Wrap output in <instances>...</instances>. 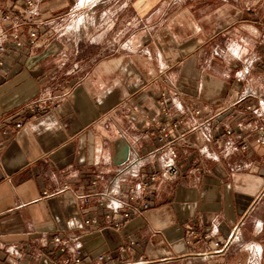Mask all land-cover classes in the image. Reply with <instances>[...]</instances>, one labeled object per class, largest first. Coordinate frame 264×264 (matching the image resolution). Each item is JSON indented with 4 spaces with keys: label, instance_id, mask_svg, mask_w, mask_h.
<instances>
[{
    "label": "crops",
    "instance_id": "1",
    "mask_svg": "<svg viewBox=\"0 0 264 264\" xmlns=\"http://www.w3.org/2000/svg\"><path fill=\"white\" fill-rule=\"evenodd\" d=\"M36 1L30 27L44 41L0 53V264H72L70 250L54 249L56 234L80 237L85 264L202 260L195 256L243 264L234 247V257H204L237 227L241 248L264 250V146L256 142L264 129L261 0H122L121 10H137L138 29L121 38L138 33L143 50L117 60L99 52L108 60L85 69L73 66L65 31L79 0ZM7 5L23 11L25 0ZM130 21L123 15L122 26ZM164 92L184 138L179 176L160 180L151 209L119 228L85 233L87 219L103 218L81 195L92 180L101 189L115 176L120 139L129 157L154 152ZM250 103L261 117L246 111ZM34 105L44 111L31 113ZM149 163L162 168L158 158Z\"/></svg>",
    "mask_w": 264,
    "mask_h": 264
},
{
    "label": "built area",
    "instance_id": "2",
    "mask_svg": "<svg viewBox=\"0 0 264 264\" xmlns=\"http://www.w3.org/2000/svg\"><path fill=\"white\" fill-rule=\"evenodd\" d=\"M38 3L36 0H26L25 9L20 11L11 6L5 11L0 12V53L8 50L33 46L38 42H43L41 34L31 29L38 14ZM27 34L28 38L24 37ZM249 73V69L239 71L237 80L242 81ZM167 94H162L160 120L157 122L158 146L153 153L140 157L135 155L118 166L115 176L106 181L103 188L99 189L100 181L95 179L90 183L89 191L81 195V199L86 207L97 205L102 211V218L91 217L84 222V232L100 231L104 228H119L125 221L140 215L153 207V198L155 196L156 185L161 179L168 181L174 180L179 176L178 166V144L183 141V137L176 134L179 130V118L171 112L167 105ZM246 111L261 117L262 114L254 107L253 103L245 107ZM31 113L42 112L44 108L40 105H34L29 108ZM197 115L200 111L195 112ZM18 129L23 128V123H18ZM228 135L233 131L227 130ZM257 144L264 146V129H260L257 135ZM234 144L230 145L233 146ZM247 149V145L242 146ZM158 158L162 164L160 170L150 166L149 160ZM66 188H68L66 186ZM121 217V220H117ZM240 227L233 230L226 244L220 242L214 243V250L204 255L206 259L217 256L220 259L225 257L228 249L239 239ZM195 234V232H193ZM80 237H71L67 234H56L53 237V246L59 248L61 252L70 250L72 264H85V258L82 254ZM205 239L207 236L204 237ZM72 242H76V247L72 248ZM253 259L255 264L260 261L262 249L253 248ZM103 259V257H101ZM212 260V259H211ZM210 260V261H211ZM212 264H225L221 261Z\"/></svg>",
    "mask_w": 264,
    "mask_h": 264
},
{
    "label": "rangeland",
    "instance_id": "3",
    "mask_svg": "<svg viewBox=\"0 0 264 264\" xmlns=\"http://www.w3.org/2000/svg\"><path fill=\"white\" fill-rule=\"evenodd\" d=\"M9 1L17 2L18 0H0V11H5L10 5H7ZM26 1V0H25ZM126 1V0H125ZM137 2L139 0H136ZM131 0V2H136ZM223 4H233L234 0H219ZM118 2L122 0H88L84 4H78V8L71 13L70 21L66 24V34L70 39L71 49L74 53V58L71 59L73 66H79L89 68L93 65V68L97 65H102L106 58H97V53L102 52H112L113 55L109 57V60L119 59L124 51H132L134 53L136 50H143L144 41L140 39L138 33L136 37H132L130 41H123L122 34L127 29H131V33L135 29H138L136 18L138 17V12L133 8V5L127 10H121ZM264 0L260 1L259 16L264 19V5H261ZM7 5V6H6ZM91 5H95L98 8L94 11L91 10ZM140 11V10H138ZM240 12V11H238ZM82 13V14H81ZM129 15L131 21L130 26H122V17ZM109 18V19H108ZM258 30L261 35H264V21L260 22ZM105 32L103 39L98 38V34ZM248 30H243L244 35ZM166 93V92H165ZM240 242L236 241L228 249L225 258L230 256L234 257L233 254L230 255L233 247L239 249L235 251L241 253L243 264H255L253 259V248L254 245H250L246 250L240 247ZM260 261L257 264H264V250L262 249ZM196 259L202 260H191L174 262L171 264H204L202 256H195ZM198 257V258H197Z\"/></svg>",
    "mask_w": 264,
    "mask_h": 264
},
{
    "label": "water",
    "instance_id": "4",
    "mask_svg": "<svg viewBox=\"0 0 264 264\" xmlns=\"http://www.w3.org/2000/svg\"><path fill=\"white\" fill-rule=\"evenodd\" d=\"M130 156V145L124 139H120L116 144V153L114 156L115 165H121L126 162Z\"/></svg>",
    "mask_w": 264,
    "mask_h": 264
},
{
    "label": "bare ground",
    "instance_id": "5",
    "mask_svg": "<svg viewBox=\"0 0 264 264\" xmlns=\"http://www.w3.org/2000/svg\"><path fill=\"white\" fill-rule=\"evenodd\" d=\"M82 1H83V3H85V2H87L88 0H82ZM83 3H82V4H83Z\"/></svg>",
    "mask_w": 264,
    "mask_h": 264
}]
</instances>
